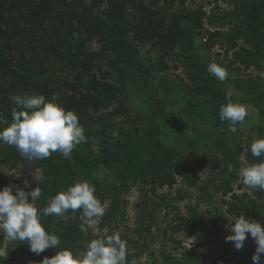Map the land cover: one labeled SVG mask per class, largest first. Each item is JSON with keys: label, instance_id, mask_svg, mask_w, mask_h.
Returning a JSON list of instances; mask_svg holds the SVG:
<instances>
[{"label": "trees", "instance_id": "1", "mask_svg": "<svg viewBox=\"0 0 264 264\" xmlns=\"http://www.w3.org/2000/svg\"><path fill=\"white\" fill-rule=\"evenodd\" d=\"M201 1L206 3L197 11H185L187 0H0V130L13 122L14 108L21 110L12 97L27 93L46 101L55 96L65 110L75 111L87 137L71 158L57 151L31 161L44 182L25 187L0 176V190L12 185L15 194L17 187H40L42 209L77 181H88L106 202L99 230L115 231L126 221L123 195L140 185L145 202L139 233L150 234L162 206L176 210L177 201L192 200L182 190L166 202L158 194L180 179L204 201L220 195L233 219L244 215L264 227V190L246 187L239 174L242 157L248 165L264 160L250 152L251 143L264 138V77L251 74L264 71V0H222L231 9L216 4L213 16L205 11L212 1ZM177 2L180 10L173 11ZM217 46L222 53L212 54ZM210 63L227 70L224 81L208 72ZM179 66L186 79L177 77L173 84L163 76L154 82ZM229 98L247 111L235 133L219 117ZM27 161L15 147L0 143L1 166L14 169ZM214 209L208 222L198 203H189L185 215L174 214L165 230L172 232L169 243L182 248L176 236L184 233L195 238L196 247L221 252L215 264H253L257 244L251 234L242 251L236 250L226 242L230 220ZM81 215L78 209L65 218L43 217L46 231L61 243L39 256L26 241L12 242L0 230V264H40L64 248L86 251L100 236L81 231ZM119 235L131 243L130 235ZM161 257L167 264H209L194 249L177 257L162 251ZM126 261L137 264V255L126 252Z\"/></svg>", "mask_w": 264, "mask_h": 264}, {"label": "clouds", "instance_id": "2", "mask_svg": "<svg viewBox=\"0 0 264 264\" xmlns=\"http://www.w3.org/2000/svg\"><path fill=\"white\" fill-rule=\"evenodd\" d=\"M207 70L220 81L227 77V70L217 63H210ZM12 99L21 110H12L13 122L0 130V143L15 147L26 160H44L57 151L65 158H71L74 147L86 141L85 129L75 111L65 110L56 102L55 96L46 101L43 95L25 93ZM246 116V106L230 98L227 104L220 107V120L228 122L229 132L235 133L236 125L243 123ZM250 152L253 157L264 156V138L254 140ZM239 174L246 187L264 190V160L242 166ZM34 179L44 182L42 175L34 173ZM24 183L25 187H29L28 181ZM95 193V185L77 181L52 197L46 207L39 209L40 187L30 191L17 187L13 194V186H5L0 190V230L12 242L26 241L29 250L39 256L46 249L57 248L61 243L56 234L46 231L42 225L43 217L61 216L69 210L75 212L82 209L81 231L87 235L89 229L95 228L96 220L104 215L106 207V202L102 204ZM230 232L226 242H233L236 250L244 247L248 234H251L257 244L253 264H260L261 254H264V227L240 215L231 223ZM93 234L96 235V232ZM126 249V241L117 232L91 240L86 251L64 248L51 258L45 256L40 264H127Z\"/></svg>", "mask_w": 264, "mask_h": 264}, {"label": "rangeland", "instance_id": "3", "mask_svg": "<svg viewBox=\"0 0 264 264\" xmlns=\"http://www.w3.org/2000/svg\"><path fill=\"white\" fill-rule=\"evenodd\" d=\"M147 3L150 0H146ZM212 1L210 5L205 6V11L207 13V16H213V10L216 4L219 5V7L223 9H231L228 7L227 4H223L222 0H219L217 3L214 0ZM206 3L202 2L201 0H187L186 5L183 9L185 11H197L200 7V5ZM159 7H162V4L159 5ZM174 10H180V7L178 5V2L176 3ZM206 24V21H205ZM205 29H211L209 25L206 24ZM212 30V29H211ZM224 31H228L226 28ZM146 49H143L145 52ZM211 53H222L220 50V47H215ZM176 64H173L171 67L175 66ZM251 74L253 76L260 75L261 77H264V71L261 73H258L256 70H252ZM167 77L170 79V82L175 84V82L178 80L177 77L181 79L185 78V72L182 68V66H179L177 69H172L169 73L166 75H159L158 78L155 79L154 82H158L161 77ZM172 84V85H173ZM228 90H232V87L229 86ZM163 92V91H162ZM137 114V113H136ZM136 114H133L132 116L135 118ZM251 126V123H247L246 127L249 130ZM241 162L243 166L248 165V162L244 159V157L241 158ZM34 173L37 175L41 174V171L37 169L31 161H27L26 163L19 164L16 168L10 169L4 166L0 165V176L2 178L7 179L8 181H14L17 180L19 182L24 183L25 181H28L29 186H33L37 183V181L34 179ZM102 177H104V173L100 174ZM205 178V177H204ZM243 179V177H241ZM182 190L183 194L189 195L192 200H185L183 202L178 201L175 203L176 210H170L171 208H165L164 206L161 207V210L157 213V222L154 224L153 227H151L150 234H143L145 232L139 233L140 231V224L139 222L142 220V215L140 209L141 203L145 202L144 198V190L139 186L131 188L127 194L123 195V199L127 203V213H126V221L121 225L119 230L115 231H109V230H99V219L96 220L95 228L92 229V234L95 231L96 235L98 236H109L113 233H122L125 235H130L131 237V243L127 245L126 252L130 254L131 256L137 255V264H167V262L161 257L162 251H165L167 254L172 255V257L179 256V253L183 252L184 249L192 250L194 249L198 254H205L207 257V262L209 264H215L218 261V254L222 255L221 252H218V250H215L214 247H196V241L195 238H187L186 234L181 233L176 236L178 240H183V247L175 249L170 241L168 240L169 235H171L172 232L168 231L165 232L167 226L169 225L170 221L172 220L174 214L180 213L181 215H185L187 212L186 208L189 203H192V205H196L198 203L199 205V212L203 215L204 221L208 222L209 220V214L208 211L215 212V207L220 208V212L225 215L227 219L230 220V223H233L235 221V218L230 214H227V207L223 206L221 204V197L220 195H217L212 203L204 201L200 196L202 195L201 192L192 187H187L185 184L181 182L180 179H178V184L175 186L174 189H167L164 188L162 190L158 191V194L160 197L165 198V202L168 200V198H177V191ZM210 192L208 195L212 196V191L209 189ZM248 193L251 195V191L248 190ZM159 201V200H158ZM163 202V205L165 204ZM174 203V201L172 202ZM60 218H65L64 214L61 216H58ZM145 221V220H144ZM261 224V222H259ZM262 225V224H261ZM147 226V224L145 225ZM230 227L228 229L230 230ZM94 235V234H93ZM145 235V236H143ZM124 240H127L126 237ZM248 239L246 238L245 242L248 243ZM242 251V249L240 250ZM178 254V255H177Z\"/></svg>", "mask_w": 264, "mask_h": 264}]
</instances>
